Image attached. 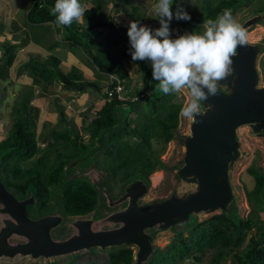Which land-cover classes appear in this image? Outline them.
Listing matches in <instances>:
<instances>
[{"label":"trees","instance_id":"1","mask_svg":"<svg viewBox=\"0 0 264 264\" xmlns=\"http://www.w3.org/2000/svg\"><path fill=\"white\" fill-rule=\"evenodd\" d=\"M41 1L37 0L30 6L25 16V24L30 26L44 23L54 24L58 27L56 29L58 36L60 32H63L62 41L66 47L70 49L79 48L96 72L114 77L106 85V94L103 96L105 100L104 104L95 112V117L91 118L84 130L90 138L89 148L81 144L78 149L82 152L91 150L94 148L96 140L102 131H113L117 127V132L114 130V133H111L107 139L108 146L106 152L99 156V158H103L107 154L106 157L109 162H106L107 159L104 162L114 170L103 168L108 171L117 187H121L125 182L134 177H141L149 182V176L156 170L157 166L167 170L166 165L156 163L159 152L152 150V142H162L163 148L165 144L177 137L181 103L179 101L171 102L172 96L165 95L160 91L157 86L158 81L152 78L149 62L147 64L145 61H137L139 64L138 73L140 80L147 83L141 88L137 86L130 88L129 72L122 61L115 57L113 59H103L99 55L93 54L92 51H87L86 44L89 39L96 40L98 35L111 25V22H102L98 19L97 14L102 11V6L107 0H87L89 4L93 5V8L85 13L83 22L74 23L70 27L59 26L54 22L55 16L52 9L55 5V0ZM83 1L84 3L87 2L86 0ZM247 1L221 0L216 5L209 6V0H202V9L204 7L206 9L204 15H201V13L189 14L190 20L175 19V21L179 26L184 27L185 33L198 32L205 20L209 18L215 19L225 8L232 9L236 6H245L248 4ZM179 4V0H174L172 5L173 12L176 11ZM42 8L46 9L47 18L45 20H41L36 16V13ZM127 8L128 4L125 0H122L120 4H113L114 13L121 12V14L123 13L128 16L129 21H138L140 23L141 21L137 20L138 17L133 16V14H136L138 8L132 6L130 7L132 9L130 12ZM259 10L258 12H263L264 7L260 6ZM262 26L264 27V24ZM24 34L26 36L27 33L24 32ZM108 34L110 33H105V35ZM121 34L125 35L126 32L123 31ZM92 36L93 38H91ZM30 42L31 40L26 36L25 40L21 39L17 42L18 44H12L7 41L1 43L2 46L0 47L3 48V53L0 58V78L2 80L6 79L7 71L13 63L16 53ZM103 44L101 42L99 45ZM32 62L39 68V71L32 74L31 77L34 79L35 84L41 87L43 92H46L48 87L54 85L56 79L67 91L84 93L86 90L93 89V91L101 92L99 84L95 83V81L86 79L77 81L75 79L79 71L77 68L73 67L71 72L67 74L63 73L62 63L64 59L58 56L50 55L45 61L35 62L33 60ZM261 71L264 77V57L261 61ZM118 83L124 85L127 91L126 97L131 99L138 97V99L133 102H120L113 96L112 99L107 101L108 91ZM152 87H154L153 92L150 91ZM147 90L152 94L141 98L140 96ZM144 100H146L148 110L145 112L143 110L145 120L139 131V136L137 137L135 134H132V139L129 138L127 141L125 139L124 141L118 139V142L116 141L114 146L111 147L112 141L122 136L124 130L131 131L130 125L126 121H122V112L126 111L129 113L132 107H134L135 111V106ZM30 102L31 100L27 96L21 104L15 106L13 109V123L9 135L0 142V156L3 157V167L0 171L5 184L8 188H13V191L23 197L28 196L29 193H33L34 191L36 194H33L38 201L40 214L59 212L67 216L87 215L96 206L98 191L88 179L77 178V180H70L63 177L65 173V176L71 173L69 168L70 163L79 157L81 153L72 151L65 154V156H71L66 161L68 157L60 160V153L58 152V154H55L54 163L52 162L51 165L47 162L48 156L45 153L37 158L33 168L25 171L21 169L20 164L22 162L34 158L40 152L35 133L38 110L32 107ZM63 110L64 108L61 107L58 114L63 124H65L68 122ZM85 119H88L86 115ZM137 130L139 129L137 128ZM77 136L74 137L75 140L81 142L78 134ZM54 139L55 143L62 141L63 144L71 140L65 134L56 136ZM12 158L14 159L13 161ZM99 166L101 165L99 164ZM249 172L254 178L255 185L251 191L247 192V200L251 210L250 215L246 219L242 220L241 217L228 219L224 215L215 216L208 221L194 226L192 229L186 230L187 235L185 237L180 233L177 234L178 236L173 239L171 245L167 247L162 256H155L158 251L156 249L146 264H183L186 259H189L187 264H223L225 260L227 264H264V225L261 229L262 236L258 234L252 235L244 246L246 236L253 228L255 219L261 211H264V174L261 167L258 166L252 168ZM119 173L123 175V178L116 180L115 176L119 175ZM8 175L11 176L10 180L8 179ZM60 180H65L66 183H63L64 189L58 201L59 205H55L58 206V208H55L56 210H50L51 206H48L44 195L47 193L49 186L58 184ZM32 189L34 190L32 191ZM212 222H217V224L209 225ZM235 256L238 258L239 263L235 260ZM131 262L132 251L123 248L108 253L106 261L93 264H131Z\"/></svg>","mask_w":264,"mask_h":264},{"label":"water","instance_id":"2","mask_svg":"<svg viewBox=\"0 0 264 264\" xmlns=\"http://www.w3.org/2000/svg\"><path fill=\"white\" fill-rule=\"evenodd\" d=\"M238 8L233 7L232 14ZM256 15L241 23L247 34L253 26L264 24V11ZM36 16L45 20L46 9ZM202 31L201 25L198 32ZM263 57V45L247 41L246 46L238 47L233 74L220 82L216 96L202 102L201 114L195 118L200 122L190 119L180 164L171 167L179 190L167 197L148 198L150 183L141 177L117 187L108 171L99 166L98 158L117 127L102 131L94 148L70 163L68 175L73 180L88 179L98 191L96 206L87 215L40 214L34 194L23 197L9 189L0 171V264H14L16 259L55 261L123 248L132 251L131 264H146L157 249L154 243L160 232L177 235L218 215L240 217L231 174L244 157L239 129L248 128L264 146ZM2 162L0 156V170ZM261 169L264 174V165Z\"/></svg>","mask_w":264,"mask_h":264},{"label":"rangeland","instance_id":"3","mask_svg":"<svg viewBox=\"0 0 264 264\" xmlns=\"http://www.w3.org/2000/svg\"><path fill=\"white\" fill-rule=\"evenodd\" d=\"M220 1L221 0H209V6H214ZM32 2L33 0H0V46H2L1 43L4 41L15 44L21 39L25 40L26 36L31 40L29 45L19 49L16 53L15 59L7 71L6 79L2 80L0 78V142L9 135L14 118L13 109L16 105L21 104L28 96L31 100L30 105L38 110L35 133L40 152L34 158L20 164L23 171L33 168L37 158L45 153L48 156L47 162L49 165L55 160V154H58V152L60 153V160H64L68 157L66 161H68L71 156H65V154L72 151L83 153L78 147L81 146V144L88 147L90 142V138L84 130L91 118L95 117V112L104 104L105 100L103 96L106 94V85L114 78L113 76L96 72L91 66L89 67L86 64L87 58L85 54L79 48L70 49L66 47L65 44L61 43L60 40H62L61 38L64 34L60 32L62 36H57L55 31L58 27L54 24L50 23L47 26L39 27L25 24V16L30 6H32ZM125 2L128 4L127 10L129 12L132 11L130 8L132 6L138 8L136 14H133V16L138 17L137 20L141 21L140 24L147 25L153 29L160 26L158 19L152 17V5L155 3V0H125ZM179 2V6L187 11L188 14L201 13V15H204V13H206L205 7L202 9V0H179ZM114 3L120 4L122 0L105 1V4L102 6V11L97 13L98 19L102 22H111L109 27L105 28V30L103 29L105 33L110 34L105 35L103 32L98 35L96 40L89 39L86 48L88 52L92 51L93 54L99 55L103 59L118 58L129 72L130 88L133 86L141 88L147 82L140 80V75L138 73L139 64L137 61H132L131 59L129 51L130 45L127 36V29L131 21H129L128 17L124 14H121V12L114 13ZM247 3L248 4L239 7L233 13V16L240 23L244 22L250 16L256 15V13L260 11V6L264 7V0H248ZM85 4H87L90 9L93 8V5L89 4L88 1L85 2ZM170 29L172 30V38H176L185 33L184 27L179 26L175 19L171 21ZM250 30L251 33L247 34V41L253 45L259 44L264 46V27L253 26ZM123 31H125L126 34L120 35ZM24 32L27 33L26 36ZM91 38H93V36ZM106 41L107 43H105ZM101 42L104 44L100 46L99 44ZM2 49L3 48L0 47V58L3 53ZM69 51L74 57L66 53ZM50 55L64 59L62 63L63 73L67 74L75 67L79 70L75 76L77 81H82L84 79L95 81V83L99 84L101 92L93 91V89L86 90L84 93L67 91L57 79L54 85L48 87L46 92H43L41 87L35 84L34 79L31 77L32 74L39 71V68L33 64L32 61H45ZM78 62H83V64H79ZM146 63L149 64L148 62ZM84 66L87 68H84ZM260 83L264 84V77L261 78ZM150 91L153 92L154 87H152ZM150 94L152 93H149V91L146 92V95L150 96ZM171 96V102L179 101L181 103V110L191 99L187 90H182L181 93ZM109 100L110 99L107 101ZM148 100H150V98H148ZM61 107L64 108L63 111L67 117L66 121L69 124H63L59 117L58 112ZM143 110L144 112L148 110L146 100L136 105L135 111L134 107H132L129 113L126 111L122 112V121H126L130 125L131 131L124 130L122 136H115L117 138L115 140H113L114 138L112 139L111 147L114 146L116 141L118 142V139L120 141H124V139L127 141L129 138L132 139V134H135L137 137L139 136V131L145 120ZM84 115L88 117V120L83 119ZM189 123L190 119L185 118L180 111L177 137L165 144L163 148L162 142H152V150L159 152L156 163L166 165L167 170L157 166L156 170L149 176L150 191L148 198L151 200L167 197L173 191L179 190L176 171L173 170V168L180 164L179 160L182 158L183 154L182 139L188 135ZM137 128L139 130H137ZM63 134L69 136L71 140L66 144H63L62 141L55 143L54 137ZM77 134L81 142L75 140L74 137H76ZM238 136L244 157L237 166H235L231 174V184L235 193L234 195L237 197L236 204L240 210V217L243 220L250 215L251 210L247 200V192L251 191L255 185L254 178L249 174V171L256 166L262 167L264 165V146L261 140L251 135L249 129L246 127L239 129ZM106 156L107 154L104 155L103 158H99V164L102 167L112 170L113 168L111 169L110 165L104 162L106 159V162H109ZM13 160L12 158V161ZM171 167L173 168L171 169ZM65 174L63 176L64 178L71 177L69 179L72 180V175L67 174V176H65ZM119 175H114L116 180H121L123 178L121 173H119ZM8 176L10 180L11 176ZM59 183L54 186H49L47 193L44 195L48 206H51L50 210H56L55 208H58V206L55 205L58 204L60 195L64 189L63 183H66V181L60 180ZM33 190L34 189H32V191ZM33 193L36 194L34 191ZM29 194L31 195L32 193ZM33 197L36 198L34 195ZM208 218H206V216H201L200 219L204 220ZM214 224H217V222L209 223V225ZM263 225L264 211H261L254 221L253 228L246 236L244 246L252 235L258 234L262 236L261 229ZM180 234L184 237L187 235L186 232ZM177 236L178 235H175L174 232L171 231L160 232L155 238L154 249H158L155 256H162L167 247L171 245V242ZM106 258L107 254L105 253L84 252L79 255L77 254L66 259L55 261L16 259L12 262H14V264H93L104 262ZM235 260L239 263L236 256ZM188 262L189 259H186L183 264H187ZM223 264H227V261L225 260Z\"/></svg>","mask_w":264,"mask_h":264},{"label":"clouds","instance_id":"4","mask_svg":"<svg viewBox=\"0 0 264 264\" xmlns=\"http://www.w3.org/2000/svg\"><path fill=\"white\" fill-rule=\"evenodd\" d=\"M36 1L33 0L32 4ZM173 3L174 0H155L152 17L158 19V28L153 29L138 21L129 23V51L132 61L150 63L152 78L158 81L157 86L165 95L187 90L191 99L181 114L200 122L195 118L201 114L202 102L216 96L220 92V82L233 74V58L238 47L247 45V29L233 16L231 9L225 8L215 19L203 22L202 32H186L172 38L171 21L191 19L180 6L173 12ZM89 9L83 0H55L52 9L54 22L64 27L81 23ZM146 92L140 97L147 96ZM126 93L124 88L125 100L121 102L138 99L126 97Z\"/></svg>","mask_w":264,"mask_h":264},{"label":"built area","instance_id":"5","mask_svg":"<svg viewBox=\"0 0 264 264\" xmlns=\"http://www.w3.org/2000/svg\"><path fill=\"white\" fill-rule=\"evenodd\" d=\"M124 87L121 85V83H118L115 87L111 88V90L108 91V98L112 99L113 96L116 97L118 101H123L125 98L123 97Z\"/></svg>","mask_w":264,"mask_h":264},{"label":"crops","instance_id":"6","mask_svg":"<svg viewBox=\"0 0 264 264\" xmlns=\"http://www.w3.org/2000/svg\"><path fill=\"white\" fill-rule=\"evenodd\" d=\"M123 14V13H122ZM126 16V15H125ZM126 17H128V16H126ZM128 20H129V18H128ZM50 23H44V24H41V25H36V26H47V25H49ZM56 33L55 34H57V31H55ZM61 34H59V36H60ZM58 36V35H57ZM62 36V35H61ZM62 39V38H61ZM60 42L61 43H63V41L62 40H60ZM29 45V44H28ZM64 49H65V47H64ZM69 56H73L74 57V55H72L70 52H66ZM79 64H83V62H78ZM86 64L90 67V64L88 63V60H86ZM71 66H73V65H71ZM77 66V65H76ZM79 68V67H78ZM84 68H87L86 66H84ZM83 119L85 120V115L83 116ZM88 120V119H87Z\"/></svg>","mask_w":264,"mask_h":264},{"label":"flooded vegetation","instance_id":"7","mask_svg":"<svg viewBox=\"0 0 264 264\" xmlns=\"http://www.w3.org/2000/svg\"><path fill=\"white\" fill-rule=\"evenodd\" d=\"M9 189H10V188H9ZM12 189H13V188H12ZM12 189H11V190H12ZM13 190H14V189H13Z\"/></svg>","mask_w":264,"mask_h":264},{"label":"bare ground","instance_id":"8","mask_svg":"<svg viewBox=\"0 0 264 264\" xmlns=\"http://www.w3.org/2000/svg\"><path fill=\"white\" fill-rule=\"evenodd\" d=\"M122 185V184H121Z\"/></svg>","mask_w":264,"mask_h":264}]
</instances>
